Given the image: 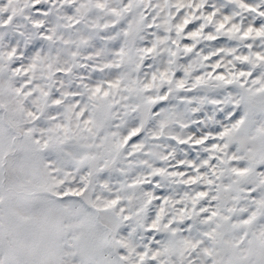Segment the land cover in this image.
Wrapping results in <instances>:
<instances>
[{
	"label": "snow or ice",
	"instance_id": "1",
	"mask_svg": "<svg viewBox=\"0 0 264 264\" xmlns=\"http://www.w3.org/2000/svg\"><path fill=\"white\" fill-rule=\"evenodd\" d=\"M0 264H264V0H0Z\"/></svg>",
	"mask_w": 264,
	"mask_h": 264
}]
</instances>
